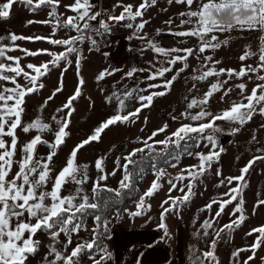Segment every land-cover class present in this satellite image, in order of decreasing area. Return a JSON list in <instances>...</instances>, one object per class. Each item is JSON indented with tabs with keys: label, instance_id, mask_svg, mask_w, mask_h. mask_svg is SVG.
Listing matches in <instances>:
<instances>
[{
	"label": "rangeland",
	"instance_id": "rangeland-1",
	"mask_svg": "<svg viewBox=\"0 0 264 264\" xmlns=\"http://www.w3.org/2000/svg\"><path fill=\"white\" fill-rule=\"evenodd\" d=\"M199 1L165 0L144 27L117 15L109 41L124 45L98 62L75 44L106 37L79 30L87 0H0V264H111L94 245L97 218L80 225L74 213L97 188L127 187L134 160L191 139L176 163L145 173L108 228H153L185 264H264L259 16L220 27Z\"/></svg>",
	"mask_w": 264,
	"mask_h": 264
},
{
	"label": "crops",
	"instance_id": "crops-1",
	"mask_svg": "<svg viewBox=\"0 0 264 264\" xmlns=\"http://www.w3.org/2000/svg\"><path fill=\"white\" fill-rule=\"evenodd\" d=\"M163 1L165 0H87L84 5L80 3L77 9L79 12L76 10L78 19L75 20L78 23L79 30L83 31L87 26L97 24L105 32L106 37L90 42V47H87L88 50H82L84 43L78 41L75 43L78 47L77 51L84 53L87 59L91 60V56H93V60L101 62L98 58L101 57L103 52L109 54L108 51L116 49L118 44L124 45L122 38L112 44L109 41L111 39L110 35L115 38L116 30L120 29V24L117 23V26H115L112 19H117L118 22L119 16L117 15H133L136 16L135 22L137 24L140 22L139 27H144L143 25H148L147 20L149 18L153 19L155 15L159 14L157 10L161 5L166 4ZM174 2L175 0H173ZM168 3L171 7L170 0ZM199 3L203 6L205 22H209L211 18H214L219 24L217 26L220 27L236 24V19L239 22L241 17L257 14L259 21L256 28L263 33L264 45V0H234L232 4L231 1L227 0H201ZM62 13L64 14L65 11L62 10ZM104 14L107 15L106 19L102 18ZM244 23V26L248 25L247 21ZM126 28H128L127 25L121 27L123 30H126ZM4 153L3 117L0 116V194L3 190ZM109 231V236L105 238V256L103 260L109 259L111 264H185L183 248L177 246L174 251L171 246L160 244L159 233L153 228L113 227L111 229L109 227Z\"/></svg>",
	"mask_w": 264,
	"mask_h": 264
},
{
	"label": "trees",
	"instance_id": "trees-1",
	"mask_svg": "<svg viewBox=\"0 0 264 264\" xmlns=\"http://www.w3.org/2000/svg\"><path fill=\"white\" fill-rule=\"evenodd\" d=\"M89 27L96 28L97 24L88 26V28ZM194 144L195 140L191 139L188 143H181L179 148L170 145L163 153L134 160L129 174L128 186L120 189L119 192L105 188H97L95 190V205L85 209H80L74 213V215L78 216L77 219H79L80 225L85 223L88 216L97 218V231L94 245L100 249L105 247L104 238H107L110 233L107 222L111 211L115 210L123 212L129 204L140 199V184L145 173L151 171L154 166L161 168L176 163L177 156L181 149L191 151Z\"/></svg>",
	"mask_w": 264,
	"mask_h": 264
},
{
	"label": "water",
	"instance_id": "water-1",
	"mask_svg": "<svg viewBox=\"0 0 264 264\" xmlns=\"http://www.w3.org/2000/svg\"><path fill=\"white\" fill-rule=\"evenodd\" d=\"M230 139H231V137L226 136V137L223 139V141H222L223 145H226Z\"/></svg>",
	"mask_w": 264,
	"mask_h": 264
},
{
	"label": "built area",
	"instance_id": "built-area-1",
	"mask_svg": "<svg viewBox=\"0 0 264 264\" xmlns=\"http://www.w3.org/2000/svg\"><path fill=\"white\" fill-rule=\"evenodd\" d=\"M106 17H107V15H105V14L102 15V18H106ZM92 35H93V37H96V33H93Z\"/></svg>",
	"mask_w": 264,
	"mask_h": 264
}]
</instances>
